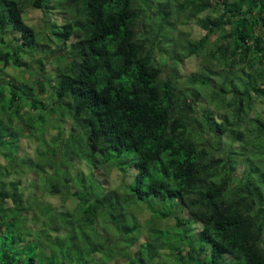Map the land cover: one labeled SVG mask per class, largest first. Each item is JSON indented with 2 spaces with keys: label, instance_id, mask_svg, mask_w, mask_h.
Returning <instances> with one entry per match:
<instances>
[{
  "label": "trees",
  "instance_id": "16d2710c",
  "mask_svg": "<svg viewBox=\"0 0 264 264\" xmlns=\"http://www.w3.org/2000/svg\"><path fill=\"white\" fill-rule=\"evenodd\" d=\"M158 6L170 18L152 38ZM263 13L264 0H0V264H160L165 247L176 264H264ZM196 21L204 34L184 39ZM182 41L219 65L180 76ZM97 159L131 170L124 191L94 179ZM133 205L150 212L145 233Z\"/></svg>",
  "mask_w": 264,
  "mask_h": 264
},
{
  "label": "rangeland",
  "instance_id": "374dc122",
  "mask_svg": "<svg viewBox=\"0 0 264 264\" xmlns=\"http://www.w3.org/2000/svg\"><path fill=\"white\" fill-rule=\"evenodd\" d=\"M165 2V1H164ZM166 3V2H165ZM148 13V12H146ZM264 14V13H263ZM154 15L155 17H158L156 20H154L152 22V26L150 28V36L152 38H154L155 34H156V29L158 28L159 22L162 21L163 19L166 18H170V14L166 11L164 13L163 8L161 6H158L154 9ZM162 15V16H161ZM161 16V17H160ZM183 13L177 14V19L182 17ZM54 17L56 18L57 21H60L61 18L58 14L54 13ZM25 18H26V22L30 25H32L37 31H41V26L45 23L44 19H43V14L40 10L34 8V7H28L26 9V13H25ZM203 22H191L189 25H183L182 29L183 31H187L188 34L184 35V39H189V38H194L197 39L199 38L202 34H204L205 30L202 27ZM264 30V29H263ZM43 36L46 35V33L42 34ZM41 36V37H43ZM214 37V35L212 36ZM42 41H45V39H41ZM45 43H49L51 44V46L53 47V43H51L50 41H47ZM178 49L179 52L181 53V62L178 64V69H179V75L183 76L188 74L190 71H194L196 70L198 67H201L203 65H212L214 67H217L219 65L218 61L216 60V58L212 55H207L206 56V62L204 57H196L194 54H192V47L190 46V44L187 41H182L180 43H178ZM35 58H37V56H35ZM221 65V64H220ZM249 65H245L244 69L247 71ZM35 67H36V63H35ZM262 68V67H261ZM45 72H43L42 70H39V74L38 76H42L44 77L45 74H50L53 75V72L55 70V67L53 64H51L50 62L46 61L45 62ZM6 71H8V69H6ZM9 72H11V69L9 68ZM247 73V72H246ZM244 76V75H243ZM25 79H28V73L25 74ZM253 108L254 110L256 109L257 111H259L262 114V118H264V97L262 98H257L254 100L253 102ZM251 119L254 118V114L250 115ZM65 127L69 126V122L65 121L64 122ZM56 131L51 127V125L49 126L48 129V135L46 136L47 139H50L52 137V135L55 133ZM51 135V136H50ZM54 134V138H55ZM220 139L222 144H226V135L222 134L220 135ZM24 141V140H22ZM80 149L82 151H86V149H89V144L88 141L86 143V141L84 139H80ZM25 145V149L26 152L28 153V155L34 157V140H31L29 143L24 144ZM41 145H45L44 143H42ZM43 148V146H41ZM64 156H61V158H63ZM82 163L85 165V163L83 162V157L77 158L74 160V163L72 164L74 169H78L77 171H81L82 170ZM92 173V176L94 177V179H99L103 182V186L105 187L104 189L108 190L109 188H119L118 191H124L125 187L124 184H126L123 180L128 181L131 179V170H127V174H123L121 171H119L117 169V167H115V165H110L109 163H101V161L99 159L96 160V169L90 171ZM124 188V189H123ZM43 191L47 194H45L44 192V197H42V199L44 200H51V202L49 205H52L56 208H61L63 209V204H65L67 202V204H69V206H71L72 202H70V200L63 202V199L58 195V194H52L49 193L47 191H45V188L42 187ZM27 189H25V194L27 195ZM128 202L129 204L131 203L130 200L124 201ZM176 203V209H174V206H170L171 211H173L174 214H180L181 216H183L184 220L187 218V214L180 212V209L178 207V203L175 201ZM128 205V204H127ZM142 207V206H141ZM143 208V207H142ZM129 213V215H133L132 212H134L136 215V217L138 218V220L145 225L142 233H145L146 231H148V226L146 225V220L149 219L150 217V212L149 210H146V208H144L143 210L139 209L138 205L135 206H131L130 210L128 209L127 211ZM95 214H99V211H97ZM174 214H170L164 218H161L159 222L160 226L163 228H167L170 230V232H172L175 228V224H176V217L174 216ZM108 219H104L102 216L97 217V221L101 224V229L107 230L108 233L106 234V232H103L105 234V236H107L108 234H110L109 232L111 231L112 226L110 224H107ZM148 224V223H147ZM189 227H194V225L192 223L188 224ZM200 228V227H198ZM192 233H194L191 230ZM163 236V235H162ZM144 236H142L143 238ZM165 240V239H164ZM159 252L157 253V259H159V257L162 260L163 264H176L175 258L173 256H170L169 254L170 251L167 249V247L163 248V250H158ZM159 253L161 255H159ZM195 253L198 256L199 260H201L202 262H208V253L204 250H201L198 247H195ZM182 254L185 255V248L182 251ZM149 259V258H147ZM188 261L187 257L184 261H178V264H193V263H186ZM160 263V264H162ZM120 264H126V261H122L120 262Z\"/></svg>",
  "mask_w": 264,
  "mask_h": 264
}]
</instances>
